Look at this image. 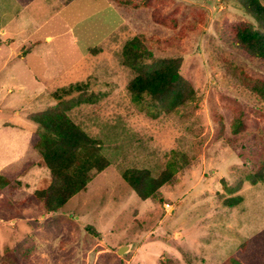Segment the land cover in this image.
<instances>
[{
    "label": "rangeland",
    "instance_id": "374dc122",
    "mask_svg": "<svg viewBox=\"0 0 264 264\" xmlns=\"http://www.w3.org/2000/svg\"><path fill=\"white\" fill-rule=\"evenodd\" d=\"M242 22L258 26L240 0H0V264H264V99L250 88L264 62L238 47ZM135 35L154 59L182 58L193 100L161 115L133 100ZM78 83L96 100L67 114L109 165L47 213L28 200L51 173L27 117ZM170 165L147 199L122 176Z\"/></svg>",
    "mask_w": 264,
    "mask_h": 264
},
{
    "label": "trees",
    "instance_id": "16d2710c",
    "mask_svg": "<svg viewBox=\"0 0 264 264\" xmlns=\"http://www.w3.org/2000/svg\"><path fill=\"white\" fill-rule=\"evenodd\" d=\"M240 5L257 21L258 26L248 22L239 23L235 28L234 39L247 56L264 62V4L260 0H240ZM160 22L164 23L163 20ZM122 54L123 63L135 74L128 85L133 100L149 102L148 107L153 108L154 115L169 113L195 98L193 85L179 71L182 63L180 56L154 59L153 53L138 35L126 42ZM87 88L84 83L62 88L54 92L53 96L59 102L55 107L27 117L37 128L35 146L41 155L39 163L51 173L48 185L29 195L28 200L42 204L47 213L59 210L74 195L85 190L91 181L92 172H100L109 165L108 158L100 152L99 142L67 114L75 105L96 100L93 94L84 95ZM250 88L264 99V79L253 80ZM75 93H78L77 97ZM68 97L70 100L66 102ZM234 131L238 132V129L235 127ZM181 159L184 164L187 162L184 157ZM174 173L175 168L170 165L159 175L150 169H126L122 176L139 197L147 199L171 181ZM262 178L253 177L250 181L255 183ZM10 184V178L0 173V191ZM241 200L242 197H233L228 204L234 206ZM93 234L96 235L97 231L94 230ZM243 247L236 254L242 252Z\"/></svg>",
    "mask_w": 264,
    "mask_h": 264
},
{
    "label": "water",
    "instance_id": "95a60500",
    "mask_svg": "<svg viewBox=\"0 0 264 264\" xmlns=\"http://www.w3.org/2000/svg\"><path fill=\"white\" fill-rule=\"evenodd\" d=\"M129 249V245L128 246H122L120 249H119V253L120 254H123L125 251H127Z\"/></svg>",
    "mask_w": 264,
    "mask_h": 264
},
{
    "label": "built area",
    "instance_id": "2783aa9c",
    "mask_svg": "<svg viewBox=\"0 0 264 264\" xmlns=\"http://www.w3.org/2000/svg\"><path fill=\"white\" fill-rule=\"evenodd\" d=\"M166 206H168V207H169L170 205H169V204H166Z\"/></svg>",
    "mask_w": 264,
    "mask_h": 264
},
{
    "label": "crops",
    "instance_id": "0c3cea01",
    "mask_svg": "<svg viewBox=\"0 0 264 264\" xmlns=\"http://www.w3.org/2000/svg\"><path fill=\"white\" fill-rule=\"evenodd\" d=\"M49 38V37H48Z\"/></svg>",
    "mask_w": 264,
    "mask_h": 264
}]
</instances>
